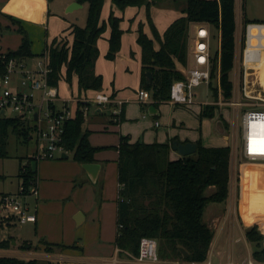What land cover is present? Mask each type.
<instances>
[{
	"label": "trees",
	"instance_id": "16d2710c",
	"mask_svg": "<svg viewBox=\"0 0 264 264\" xmlns=\"http://www.w3.org/2000/svg\"><path fill=\"white\" fill-rule=\"evenodd\" d=\"M77 1L81 4L88 3L85 26L74 25L70 28L73 36L71 45L67 41L55 38L41 55L45 53L48 55L51 69L48 74L50 85L58 87L63 77L62 71L65 69V80L68 83H71L73 76H77L80 89L99 91L103 87V79L94 72L95 62L99 57L97 43L109 25V50L106 59H115L123 35L121 18L116 17L111 11L108 24L103 21L102 11L105 0ZM158 1L161 0H112V4L119 10L144 6L151 22L150 9ZM171 1L175 4L183 2L182 14L169 25L162 36L158 34L153 24V38L144 32L143 24L139 26L137 43L142 49L143 90L151 94L155 105L170 99L174 81L185 78L177 65L188 64L190 26L203 23L219 32L220 37V50H217L212 57L210 87L217 97L218 87L215 83L219 78L223 100H231L234 87L231 73L235 65L236 0ZM248 22L249 20L245 21ZM20 32L23 37L17 50L6 52L5 58L0 50V73L5 59L26 60L35 56L31 42L22 27ZM155 40L160 43L159 49L155 48ZM147 71L153 75L150 83L147 81ZM216 112L215 105H202L200 118H213ZM2 124L6 127L20 125V119L0 118V157L6 155L8 137L6 132L1 130ZM83 124V114L78 111L75 118L67 122L64 136L66 150L72 152L74 160L82 165L95 163V154L101 150L91 145L89 133L83 131ZM18 133V136L25 141L29 140L30 129L22 127ZM198 145L195 154L172 160L169 143H131L129 137H121L117 148L119 192L115 241L119 250L137 256L141 239L148 237L158 242V254L162 260L181 259L197 263L208 261L215 233L203 221V215L207 205L223 203L229 198L231 147H204L200 142ZM32 161L31 157L28 158L27 165L25 167L20 165L18 173L19 180L24 178L27 190L31 182L37 179V171H33ZM253 176L252 171L244 167L238 168V188L241 185L258 184L263 179L258 177L254 180ZM211 188L213 191H209ZM243 204V199L239 198V210ZM258 228L259 223L253 225L247 230L246 237L257 247L252 254L253 260L264 264V247H262L264 236L258 232ZM11 243V239L1 240L0 249L10 248ZM39 243L45 247L44 251L47 253H52L58 248H75L74 245L53 244L45 239H40ZM179 247H184L189 252L187 259L182 257ZM0 264L62 263L45 262L35 258L27 260L0 256Z\"/></svg>",
	"mask_w": 264,
	"mask_h": 264
},
{
	"label": "crops",
	"instance_id": "0c3cea01",
	"mask_svg": "<svg viewBox=\"0 0 264 264\" xmlns=\"http://www.w3.org/2000/svg\"><path fill=\"white\" fill-rule=\"evenodd\" d=\"M1 1V4L5 5L6 7V12L11 13L13 17L21 18L24 21V24L28 23L26 21H30L28 19L31 13H34L36 15L33 26L34 28H43L45 35L42 42L37 43L36 45L33 44V47L41 48L42 45L45 44V47L47 49L55 38H57L58 40L67 41L69 45L72 44L73 36L71 35L70 28L74 25H79L76 22L75 18H69L68 16L61 15L58 12V9H52L51 2L53 0ZM161 2L162 1H158L157 4L153 5L151 8L153 9L154 7H160L164 8L165 11H167L160 16L158 15V13H154L155 17L158 15L156 20L158 25L162 26L161 32L164 33L169 25L175 19L181 16L182 6L177 8L178 14H173L172 11L170 12V10H168L171 6L167 2ZM77 3L80 6L74 5ZM242 4L243 0H239L238 4L236 0L235 65L232 71L234 75V78H232L234 86L233 97L234 95L238 94L257 97L264 95V42H262L261 40H252V29L253 27L264 26V22L249 20L248 23H245L247 19L242 15ZM68 5H72V7L67 11V14H70L74 13L78 9L84 8L86 4H81L77 0H68L64 8ZM145 9L146 7H127L125 10H119L118 8H115L113 6L111 0H105L102 11L103 21L108 24L109 16L111 14V11H113L116 17L121 18L120 26L123 30L121 41L124 40L125 42V35L130 33L131 31L130 34H132V45H130L129 49H126L122 54L117 53L114 60H108L109 63L103 62V52L100 45L102 41L108 42V48L106 45H104V51L106 50L107 54L109 50L110 37V26H107V30L97 43V46L99 48V57L97 58L94 67L95 74L101 76L103 79V87L99 91L105 92L107 88H111V93L115 97L120 96V93L123 92L126 88L124 87V83L119 82V79L115 76L118 74L119 77V75H127L128 73L136 74L138 76L139 91L143 90L142 49L137 43V39L139 26L145 19ZM54 15H57V17L52 18V16ZM66 19L68 21H66ZM20 23L21 25L23 24L21 21ZM24 24L22 25V28L26 32V35H28V33L31 31V28ZM194 26L195 24H191L190 26V37L193 35L191 33V28H193L194 33ZM143 30L150 38H153L150 32L151 30L147 28H143ZM211 32H213L212 29ZM29 37L31 39L34 38L32 35H30ZM190 37L189 44L191 45ZM250 37H252V39H250ZM135 42L137 45H135ZM20 44L21 41L18 44V47L20 46ZM210 44L212 48V43ZM159 47L160 43L155 42V48L159 49ZM218 47V50H220V37ZM216 51L217 50L214 51L212 48V54H214ZM32 52L34 55H38L36 54L38 52ZM25 61H27V59ZM105 64L108 67L107 72L103 68ZM191 66H193L192 61H188V64L186 66L178 64L177 68L184 75L187 69ZM62 73L63 77L61 79L65 80V69H63ZM75 77L78 82L77 76ZM78 87L82 94H86L88 92H98L93 90L84 91L80 89L79 83ZM136 95L137 97L136 99H134V102L141 104L138 100L137 92ZM58 96L59 100L56 101V107L61 108L64 99H62L60 95ZM79 98L80 99L77 100H67L68 106L71 107L73 111H77L81 107V105H83L84 100L88 99L87 94L83 97H81L80 95ZM150 98L151 99L149 100V103L145 104L146 109L143 111L142 116H139L137 118L132 117L130 115L128 107H126V103L123 104L121 121L123 119V121L142 120L150 124V127L147 128L141 136L132 135L129 130H126V127L128 126L127 124H123L121 123V121L119 123L114 122L113 119H111L112 117L109 121L113 124L118 123L119 131L112 130L107 134V130H104L106 125H104V123L99 120L103 115V109H101L100 107H96L93 112H90L93 107L91 105L88 116L86 117L87 119L85 118V124H87L88 127L85 129L84 124L83 131H87L89 133V141L92 146L101 148V150H99L95 154V163L101 166L99 174L95 180L91 179L90 175L83 168V165H79L77 162L72 161H54L56 163L54 167L56 173L51 175L46 174V176L43 177L41 176V170L46 167V164H43L41 168V164H39L40 160L37 161L38 194L36 197H31L29 199V204H31V201L33 204L32 206H30L31 211L36 214L37 220L35 223H26L31 225L32 236H27L30 237L28 239L21 238L22 242H19V239H13V237L8 238L11 239L12 243L13 241H15L16 244L14 245L11 243L10 248L0 249V256L17 257L27 260L33 259L34 257H30L32 255V250L36 248L40 239H45L53 244L75 246V248L70 249L58 248L52 253H47L44 251L45 247L39 243L40 245L38 246L43 249H37V253L41 257L48 258L46 261H55L62 264L130 263V257L128 253L119 250L115 244L117 237V200L119 192L117 164L119 152L117 148L120 145L121 137H129L131 143H169L170 145L173 139H178L183 143L200 142L204 147H226L230 146L231 141L230 134L227 131L229 127L224 123H222V127L219 130L221 136H217V138H219V140H217V144L211 142L215 138L212 137L211 139V137H208V134L206 138L203 137L202 129L204 131L203 126L207 123V118H200L202 104L197 106H195L196 104H193L191 106L175 105V107L169 102H163L155 105L153 103L151 94ZM79 101H81V103H79ZM170 104L173 109L171 110V112H168L166 110V107ZM150 106H154L156 108L155 111L151 112L152 115H149ZM196 108L197 113L195 110ZM199 119H201V121ZM157 121L159 122L158 126L156 125ZM198 131L200 132V135L198 134ZM103 134H107V136ZM29 139H32V137H29ZM106 153H115L116 155L107 157L103 155ZM170 156L172 160L180 157L177 152L172 150V148ZM237 173L238 170L236 171V180L234 182V173L231 168L230 192H232L233 188H235L233 185L234 183H236L238 189L237 197H235V188L233 190L234 193L232 192V194H230L229 192V196L231 195L233 201L228 207H221L224 205L223 203H211L217 204L218 206H210V204L207 205L203 215V221L215 233L208 259L212 264H227L229 262H233V264H235L233 253L228 254L227 260L224 261L223 253L220 252L222 246L225 245L226 237H229V246L233 244L234 236L236 238V241L245 242L246 246H248L249 244L253 245V243H250L247 240L246 233L244 234L243 232H247V230L250 229L251 226L239 223L236 216L237 213L238 216L240 214V210L238 209L239 198L243 199V197H241L239 193ZM41 178H43V181H41ZM18 183L20 184V182H17V190H10L8 191V194L17 193L19 188ZM74 183L78 184L74 185ZM210 190L213 191V188H211ZM1 194H5V192ZM99 196H101L102 198L100 199ZM85 224H88L91 228H95V235L97 236V238H104L106 240L104 244L101 243L97 246H94L95 244H97L95 241L91 245H88V248L90 247L91 253L99 258L89 256L87 252H85L86 250L78 245L79 241L83 238L81 237L82 234L78 231L79 229L76 228ZM103 231L109 233L108 237L102 236L104 235ZM33 239L36 240V243H34ZM1 240L7 239H3L0 237V241ZM25 241L33 243L34 246H32V250H30V248L27 246H23V243ZM255 250L256 248H254V250L252 249L251 253L253 254Z\"/></svg>",
	"mask_w": 264,
	"mask_h": 264
},
{
	"label": "rangeland",
	"instance_id": "374dc122",
	"mask_svg": "<svg viewBox=\"0 0 264 264\" xmlns=\"http://www.w3.org/2000/svg\"><path fill=\"white\" fill-rule=\"evenodd\" d=\"M67 1L68 0H53L51 2V7L52 9H55V10L58 9V12L61 15L68 16L69 18H75L78 25L84 27L86 24L87 16H88V3H85L86 5L84 8L78 9L74 13L67 14L68 9H70L73 5V4L68 5L67 7L64 8ZM161 1H162L161 3L167 2L171 6L169 7L168 10H170V12L172 11L173 14H178L177 8L183 5V2H177L175 4V2L171 0H161ZM1 2L2 1L0 0V50H2L3 52L15 51L17 50V47L20 41L22 42L23 35L20 32V28L24 24L23 23L24 21L21 18L13 17L11 13L6 12L5 10L6 7L5 5L1 4ZM238 2L239 0H237V4ZM130 8H133V7H130ZM241 8H242V15L247 20L264 22V0H243V4ZM107 12H108V9H107ZM165 12L167 11H165L164 8H160V7H154L153 9L151 8L150 10V16H151V22H152L151 23L149 21V18L147 16L146 9H145V19L142 21L143 28H147L151 30L150 32L153 37H154V33H153L152 24L160 36H162L163 34V32H161L162 26L158 25L156 18L158 17V15L160 16ZM154 13H158V15L155 17ZM35 16L36 15L34 13H31L28 19L30 21H26L29 24L28 23L24 24V25L29 26V28H31V31L27 35V38L31 42V49L34 52H38L36 53L38 55H35L34 58L31 57L27 59L25 63L26 64L25 69L28 71L33 70L37 67V62L42 60L41 58L43 56L41 54L46 49L44 41H43L44 45H42L41 48L33 47V44L36 45L37 43L42 42L43 37L45 35L43 28H40V27L34 28L33 24L35 21ZM56 17L57 15L52 16V18H56ZM20 21L23 23L22 25ZM66 21L68 20L66 19ZM212 31H213L212 32L213 39L211 43H212V48L215 51V50H218L219 48L218 47L219 33L214 30ZM130 33L125 35L126 36L125 42L124 40L121 41V47H120L118 54H122L126 49H129L130 45H132V41H131L132 34ZM191 33L193 34V28H191ZM252 33H253V39L252 37H250V39L254 41L261 40L262 42H264V26L253 27ZM30 35H32L34 38L31 39L29 37ZM155 42H158V40H155ZM104 45H106L108 48V42L102 41L100 45V47H102L101 49L103 52L102 61L105 63H109V61L105 59L106 50L104 51ZM135 45H137L136 42H135ZM188 57H189V61L191 62L192 57L189 55ZM103 68L106 72L108 71V67L106 64L104 65ZM109 70H110V67H109ZM115 77L119 79V82L124 83V87L126 89L120 93V96H117V97H115L111 93L112 92L111 88L110 89L107 88V90L109 91L106 90L105 93L108 96L112 97L113 99H116L117 101L122 102L123 104L126 103V107H128V110L132 117L137 118L139 116H142L143 111L146 109V105L144 104L141 105V104L134 102V99H136L137 97L136 92L137 94H139L138 76L136 74L128 73L127 75H119V77L117 74ZM231 78H234L233 73H231ZM215 85L216 86L219 85L218 79ZM58 90H59L60 97L64 100H68V99L77 100V99H80L79 98L80 95L81 97H83L87 94V97L91 101V104L93 106L90 112H93L94 109L97 107V105L94 104V98H95L96 92H88L86 94L84 93L82 94L81 91L79 90L78 82L75 76L72 78L71 83H68L64 79H61L59 81ZM197 91L199 92V98L196 101L197 103L195 106L200 105V104H205L206 102L215 103L216 101L223 99L222 92L220 89H218L217 97L214 95L211 87H207L206 85H203L202 87L197 89ZM79 103H81V101H79ZM91 104H90V107H91ZM215 106L217 107V112L213 118H207V123L203 126L204 131L202 129L203 137L206 138L208 134V137H211V139L212 137L215 138L211 142H213L214 144H217L218 143L217 140H219L217 136L218 135L221 136V133L219 132V130L222 127V123H224L226 126L229 127L227 131L231 137L230 146L231 148H233L234 141H235V138H234L235 133L236 131L238 132V128L241 125L240 124L241 114H242L241 109L237 112L235 109H233V107L229 105L228 106L215 105ZM172 109L173 107H171V104L166 107V110L168 112H171ZM195 110L197 113V108ZM17 117L18 116L14 113H11L10 115V118L12 119H16ZM110 118H111L110 108L104 107L103 115L100 117L99 120H101L102 123L106 125L104 130H107L106 132L107 134L112 130L119 131L118 123L113 124L112 122L109 121ZM123 120L121 121V123L128 125L126 127V130H129V132L132 135L141 136L145 132V130L150 127L149 123L144 122L142 120H134V121H123ZM199 120L201 121V119ZM25 124L28 125V122H25L22 119H20V125H16V126L10 125L7 127L4 124L1 125V130L5 131L8 137H7V145H6V155L3 157H0V194L3 192H5V194H8V191L10 190L12 191L17 190V186H18L17 182L20 181L18 179L20 165H26L28 163V158L35 155L37 146L38 148L41 149V145L37 143L36 138L33 135L34 134L33 132H32V139H29L28 141H25L22 137L18 136L19 129L22 128ZM84 124H85V120H84ZM87 127L88 125L85 124L84 128L86 129ZM107 134H103V135L107 136ZM198 134L200 135L199 131H198ZM103 155L107 157H112L113 155H116V154L106 153ZM54 161L56 162L57 161L58 162L60 161L77 162L74 160L72 152L68 153L67 159L58 158L54 160H40L39 164H41V168L43 164H46V167L41 170V174H42L41 176L44 177L46 176V174L51 175V174L56 173L54 169L56 163ZM77 163L79 165H82L79 162ZM240 167H244L247 170H251L254 173V176H253L254 180L258 177L261 179L263 178V179L262 181L260 180L259 181L260 183L258 182V184L242 185L239 187V193L241 197H243L244 204L242 205L240 209L239 216H238V213L236 214L237 219L239 223L247 224L248 226H251V228L253 227L255 223H259L258 232L264 236V162L248 161L246 159H242L241 147H239V150L237 151V153L235 151H233L232 153V150H231V168L234 173L233 174L234 182L236 180V171ZM259 173L262 175V177H260L261 175H259ZM254 180L253 182H256ZM41 181H43V178H41ZM77 184L78 183H74V185H77ZM233 186L236 188L235 197H237L238 189H237L236 183H234ZM235 188H233V190ZM233 190L232 192L234 193ZM232 192H230V194H232ZM99 198L101 199L102 197L99 196ZM232 201L233 199L230 195L229 198L225 202H223L224 205L221 207H224V206L228 207ZM32 205L33 204L31 201L30 206ZM210 206H218V205L210 204ZM1 214L2 212L0 208V237L1 238L8 239V238L13 237V239L15 240L19 239L18 241L22 242L21 238L28 239L32 236L31 235L32 229H31L30 224H19V223H14V221H10L13 223L4 225V223L1 221L2 220ZM76 229H79L78 231L82 234L81 237L83 238L82 240L79 241L78 245L81 248H84L86 250L85 252H87L89 256L96 257L94 256L93 253H91L90 247L88 248V245L89 244L91 245L95 241L97 244H95L94 246H97L98 244H101V243L104 244L106 240L104 238H100V239L97 238V236L95 235L96 233L95 228H91L88 224L77 227ZM243 232L244 234L246 233L245 231ZM108 234H109L108 232H104V235L102 236L108 237ZM29 235L30 237H27ZM33 241L34 243H36L35 239H33ZM263 243H264V239H263ZM23 244H24L23 246L29 247L30 250H32L31 248H33L32 246H34L33 243L26 242V241ZM38 245L40 244L38 243L36 248L32 250V255L30 257L38 258L39 260L46 262L48 258L41 257L37 253V249H43ZM262 247L264 246L262 245ZM254 248L257 249L255 244L253 245L249 244L248 246H246L245 242L236 241V238L234 236L233 244L230 246H229V237H226L225 245L222 246L220 252L223 253L224 261L227 260L228 254L233 253L235 264H247L249 258L253 259V257L251 256L252 254L251 251L252 249L254 250ZM96 258H99V257H96ZM257 264H260V263H257Z\"/></svg>",
	"mask_w": 264,
	"mask_h": 264
},
{
	"label": "built area",
	"instance_id": "2783aa9c",
	"mask_svg": "<svg viewBox=\"0 0 264 264\" xmlns=\"http://www.w3.org/2000/svg\"><path fill=\"white\" fill-rule=\"evenodd\" d=\"M212 37L211 29L207 24H195L188 52L192 57L193 66L187 69L184 80L174 81L167 102L173 105L191 106L196 104L199 98L197 89L203 85L210 87ZM1 52L5 58L6 52ZM41 59L37 62V67L30 71L25 69V60L5 59L0 73V118H10L11 113H14L17 118L28 122V125L25 124L23 127L30 129V137L33 132L37 143L41 145V149L37 146L31 161L54 160L60 158L63 153L68 154L69 151L64 145L66 124L75 118L78 111H81L85 120L91 104L89 99L84 100L83 105L77 111H73L67 104L69 100H63L62 107L57 108L58 88L48 83L51 69L47 53ZM217 87L221 90L220 84ZM150 99V94L146 90L139 91L138 100L141 104H148ZM94 104L101 109L109 107L113 121H120L123 113L122 102L108 96L104 91H98ZM202 105H229L237 112L241 109V125L235 133L232 153L233 151L237 153L241 147L242 159L264 162V95L255 97L238 94L229 101L221 99L215 103L206 102ZM2 111H6L7 115ZM156 125H159L158 121ZM19 182L17 193L0 194L1 221L4 225L12 224L13 222L10 221L26 224L35 223L37 220L36 214L31 211L29 199L38 194V180L32 181L28 190L25 188L24 178ZM129 256V264H212L209 260L206 263L186 262L181 259L162 260L158 254V242L148 237L141 239L139 254ZM247 264L257 263L249 258Z\"/></svg>",
	"mask_w": 264,
	"mask_h": 264
},
{
	"label": "water",
	"instance_id": "95a60500",
	"mask_svg": "<svg viewBox=\"0 0 264 264\" xmlns=\"http://www.w3.org/2000/svg\"><path fill=\"white\" fill-rule=\"evenodd\" d=\"M74 5H78L80 6L78 3L74 4ZM146 76H147V81L148 83H150V81L153 78V75L151 72L147 71L146 72ZM156 108L154 106H150L149 107V115H152V111H155ZM3 114L7 115L6 111H2ZM198 143L196 142H181L178 139H175L174 141H172L171 143V148L173 151L177 152V154L181 157H186V156H190L195 154L198 151ZM62 159H67L68 158V154L67 153H63L61 155ZM32 168L33 171H37V161H32ZM83 168L86 170V172L90 175L92 180H95L99 174V171L101 169V166L98 165L97 163H87V164H83ZM12 244H16L15 241H13ZM179 250L182 254V257L184 259H187L189 257V252L184 248V247H179Z\"/></svg>",
	"mask_w": 264,
	"mask_h": 264
}]
</instances>
